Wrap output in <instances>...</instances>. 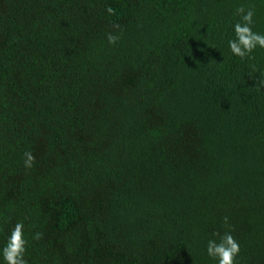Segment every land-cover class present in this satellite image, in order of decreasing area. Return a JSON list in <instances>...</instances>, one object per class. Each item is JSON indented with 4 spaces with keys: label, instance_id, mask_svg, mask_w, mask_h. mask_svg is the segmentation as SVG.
<instances>
[{
    "label": "trees",
    "instance_id": "1",
    "mask_svg": "<svg viewBox=\"0 0 264 264\" xmlns=\"http://www.w3.org/2000/svg\"><path fill=\"white\" fill-rule=\"evenodd\" d=\"M240 6L264 34V0H0V249L23 222L29 264H217L231 231L264 264V49L230 52Z\"/></svg>",
    "mask_w": 264,
    "mask_h": 264
},
{
    "label": "clouds",
    "instance_id": "2",
    "mask_svg": "<svg viewBox=\"0 0 264 264\" xmlns=\"http://www.w3.org/2000/svg\"><path fill=\"white\" fill-rule=\"evenodd\" d=\"M106 12L109 15L115 14L111 6L107 7ZM235 14L240 17V20L233 25L234 38L228 41L230 52L241 60L255 59L252 55L255 49L257 47L264 49V34L253 31L254 9H246L240 6L236 9ZM113 28L119 30L120 24L114 23ZM119 39L120 36L112 32L107 34L109 44L114 45ZM255 71L257 69L253 65V72ZM255 84L258 90L264 89V79L256 80ZM24 157L25 168L31 169L35 163V156L30 151H26ZM224 225L225 227H230L228 217H224ZM213 235L219 238V242L216 239L207 241V255L215 259L217 264H236V257L239 255L240 245L231 231H226L222 235L220 232H215ZM32 238L39 241L43 238V233L36 232ZM27 243L28 241L24 236V224L23 222H17L11 230L5 246L0 249V255H2L5 264H29L28 260L25 259Z\"/></svg>",
    "mask_w": 264,
    "mask_h": 264
}]
</instances>
